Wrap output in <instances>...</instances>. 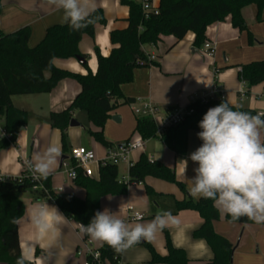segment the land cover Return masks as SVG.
Returning <instances> with one entry per match:
<instances>
[{"label": "crops", "instance_id": "crops-1", "mask_svg": "<svg viewBox=\"0 0 264 264\" xmlns=\"http://www.w3.org/2000/svg\"><path fill=\"white\" fill-rule=\"evenodd\" d=\"M123 0H96V11L103 12L107 21L106 26L97 25L95 37L92 39L84 36L79 43V50L87 55V65L93 74L97 73L98 62L96 48L100 54L108 57L113 49L110 41V32L115 29H125L129 25L130 10L122 4ZM143 3L146 0H133ZM153 6H160V0H151ZM242 16L247 24L246 31H240L232 26L230 17L223 23H217L207 29L208 42L213 45L214 55L208 56L205 50L197 49L194 45L195 35L188 33L181 40L176 41L174 37H163L155 46H145L144 53L155 58L157 65L140 67L135 69L131 83L121 87L125 97L134 99L137 107L144 103L152 102L160 107L161 114L166 115L176 109L188 108L193 102L209 97L216 90V96L225 101L229 98L236 108L249 109L258 115H264V82L252 88H248L239 79L242 66L264 60V11L258 19L257 5L243 8ZM62 11L48 5L44 0H0V37L1 34H12L23 28L31 29L29 46H38L45 38L47 30L55 25H66L61 20ZM250 35L253 37L250 43ZM54 64L57 68L67 72L86 75L88 73L84 64L77 59H56ZM79 83L72 79H64L49 94L16 96L13 97V105L29 113L30 120L23 128L17 138L16 144L11 145L7 151L0 153V173L11 178H19L23 171L28 169L30 153H42L50 145L61 148L62 155L59 158L60 168L64 152L62 149L61 131L52 128L47 122L51 113L65 111L81 92ZM171 109V111H169ZM114 116H120L121 120H113ZM79 123L77 127H69L70 140L69 150L77 147H85L93 151L97 159L102 160L108 154V148L99 150V143L91 138L88 133L81 136L80 131H73L82 127V122L73 114ZM137 117L130 105H123L111 113L104 135L112 144V148L129 142L136 134ZM0 120L2 121L1 117ZM95 131L92 124L88 127ZM87 132V131H86ZM196 131L189 133V147L185 156L177 155L169 149L166 144L158 138L144 140V148L130 153L134 154L136 162L142 154H146L150 161L161 162L175 171L177 180L185 185L189 193L186 178H192L195 173L193 169L197 165L189 159L190 153L198 148L202 141L198 138ZM87 140H86V138ZM141 138L140 135L137 140ZM82 141H86L84 146ZM95 149H97L95 151ZM71 154V153H69ZM67 157L66 159H68ZM65 159V160H66ZM129 159V158H128ZM184 160H187L185 170ZM59 165V163H58ZM57 167L50 173L52 189L60 196H75L80 199L86 198V191L69 180L64 171H56ZM98 173V167H94ZM185 170V171H184ZM129 172V171H128ZM123 177L122 182L129 181ZM145 184L151 186L157 193L164 195L160 200V206L153 207L146 193ZM145 184H131L128 193L124 196H108L101 200L100 211L105 208L113 212L120 211L123 219L129 222L146 223L150 221L157 212L174 210V200H183L184 195L174 184L156 178H147ZM190 195V193H189ZM191 196V195H190ZM141 198H146L147 205H143ZM191 198H193L191 196ZM194 199V198H193ZM199 200V199H194ZM25 212L18 223L19 245L21 252L28 256V262L33 264H85L86 248L100 250L102 243L84 240L80 235L77 223L64 217L62 224L61 247L69 251L67 257L61 255L59 247L46 248L42 239L38 236L34 226L31 224L28 209L34 204L48 203L57 207L53 202L39 199L33 193L26 192L21 196ZM121 206V207H120ZM132 207L134 213L143 216L142 220H131L127 215V209ZM220 212V219L213 223L215 232L226 238L234 247L233 264H264V224L235 223L226 220V215ZM132 213V214H134ZM181 226L176 228H165L170 236L172 245L186 252L189 264H208L214 258V253L205 240L195 239L193 233L203 223L200 214L192 210H184L178 213ZM164 230L157 239L150 242L157 253L167 255V242ZM39 251V253H37ZM151 253L143 247H133L124 253L119 264H150ZM138 257H145L138 259ZM2 264V263H0ZM109 264V263H107Z\"/></svg>", "mask_w": 264, "mask_h": 264}, {"label": "trees", "instance_id": "trees-1", "mask_svg": "<svg viewBox=\"0 0 264 264\" xmlns=\"http://www.w3.org/2000/svg\"><path fill=\"white\" fill-rule=\"evenodd\" d=\"M46 2V0H44ZM151 2V0H146ZM144 3V2H143ZM143 3L133 0H123L122 4L130 10L125 29H115L110 32L113 49L108 57L100 54L96 48L98 62L97 73L93 74L87 65V55L79 50V43L84 36L95 37L96 26H106L107 21L102 11L93 13L94 23L79 30H73L67 24L50 27L43 41L36 47L29 46L31 29L23 28L12 34H1L0 37V117L9 138H0V153L15 145L20 131L29 122L28 112L16 108L12 102L16 96H30L51 93L64 79H72L80 84L81 92L76 96L72 105L65 111L51 113L47 122L54 129L61 131L63 136L62 149L64 157L69 153L67 130L73 114L84 111L89 123L95 131L87 130L88 135L106 148L112 144L105 138L104 129L119 102L123 105H134L136 101L127 98L121 87L131 83L134 71L140 67L157 65L155 60L147 56L143 48L157 45L163 37L172 36L176 41L183 40L188 33L195 35L194 45L202 49L208 42L206 32L210 26L225 22L229 17L232 26L240 31H246L247 24L242 16L243 8L251 5L258 7V19L264 11V0H160L158 15L145 13ZM253 37L250 35V43ZM54 58V59H53ZM81 58L85 61L86 75L67 72L55 66L56 59L68 60ZM50 60L52 64H50ZM239 79L250 89L264 82V60L242 66ZM225 101L219 96L207 103L200 100L193 102L188 108L194 111L185 121L157 135L156 124L147 118H138L136 132L145 141L158 138L177 155L185 156L189 147V133L199 132V121L210 108ZM234 110L246 111L258 115L249 109L234 107ZM171 111V109L169 110ZM264 117V116H263ZM71 152V151H70ZM70 156V154H69ZM67 158V157H66ZM129 183L119 180L118 166L108 164L101 166L95 178L84 177L78 170L75 184L86 191V198L58 195L51 186V178L47 177L43 190H34L36 184L31 180L27 170L23 178L0 184V263L16 264L21 255L19 245L18 223L23 217L25 208L21 201L23 193H33L39 199L53 202L65 218L79 224H87L96 211L100 210L101 200L108 196H124L131 184H145L147 178H156L174 184L183 193V200H174V210L178 213L184 210L196 211L203 219L202 226L193 233L195 239L205 240L214 253L213 260L208 264H233V245L224 237L218 235L213 223L220 219V212L210 199L194 200L187 192L185 185L177 180L173 169L157 161H150L146 154L130 164L128 170ZM146 193L153 207L160 206L164 195L157 193L151 186L145 184ZM226 220L235 223H251L247 217L232 220L226 215ZM16 220L18 222L14 223ZM167 242V255L162 256L150 242L142 241L134 247H143L151 255L150 264H189L184 250L172 245L170 236L164 230ZM84 240L90 238L84 235ZM102 264H119L123 254H117L107 244L99 250ZM39 253V251L37 252ZM91 261V257H87ZM29 264H33L29 262ZM92 264H96L92 262Z\"/></svg>", "mask_w": 264, "mask_h": 264}, {"label": "clouds", "instance_id": "clouds-1", "mask_svg": "<svg viewBox=\"0 0 264 264\" xmlns=\"http://www.w3.org/2000/svg\"><path fill=\"white\" fill-rule=\"evenodd\" d=\"M46 3L62 11V23L73 30L94 23L96 0H46ZM198 127L201 130L197 136L202 143L189 156L197 167L193 169L195 175L186 178L190 195L194 199L212 200L219 211L234 221L247 217L257 225L264 224V117L234 110L228 98L210 107ZM61 155L60 147L50 145L42 153L33 154L29 167L38 179L47 178ZM184 164L186 170L187 160ZM141 199L146 207V198ZM28 215L45 247H59L61 255L67 257L69 251L61 247L64 215L58 208L36 203L28 209ZM180 226L179 216L170 211L157 212L150 221L141 223L126 221L120 211L108 208L96 211L87 224L76 225L81 236L107 244L117 254L126 253L142 241L153 242L165 228ZM16 264H29L23 251Z\"/></svg>", "mask_w": 264, "mask_h": 264}, {"label": "built area", "instance_id": "built-area-1", "mask_svg": "<svg viewBox=\"0 0 264 264\" xmlns=\"http://www.w3.org/2000/svg\"><path fill=\"white\" fill-rule=\"evenodd\" d=\"M143 10L145 13H152L154 15H158L160 12V6H153L151 2L145 1L143 3ZM203 49L205 50V53L208 56L214 55L215 49L213 45H211L209 42H207ZM151 60H155L154 57H150ZM217 94V91L215 90L211 96L202 97L198 100H200L202 103H207L215 98ZM264 95V93H263ZM133 112L135 115L139 118H147L152 120L156 126H157V135L162 136L164 131L170 127L177 126L182 124L187 116H190L194 113L193 110L190 108H180L176 109L166 115L161 114L160 107L153 104L152 102L144 103L141 107H137L135 105H132ZM262 117L263 114H259ZM0 138H9V135L4 129L3 121L0 120ZM144 148V139L139 138L138 140H135L134 142H127L124 145L109 148L107 156L99 160L97 159L96 154L88 150L85 147H77L73 148L71 150V154L68 159L63 160L61 163V171H64L65 174H67L70 181L75 182L78 178V170L82 171V174L84 177L88 178H95L96 176V170L94 167H98L100 169L101 166H106L108 164L119 166L121 161L128 160L130 153L135 150H140ZM28 169H26L31 177V180L36 184L34 187V190H43L45 193H48L47 188H45V185H43V181L46 178H37V175L35 174L34 170L27 166ZM23 175L19 177V179H22ZM16 178L7 177L0 173V184L4 182H10ZM125 184H128L129 181H124ZM134 209L132 207H129L127 209V215L131 220H142L143 216L137 213H134ZM139 218V219H138ZM86 262L85 264H92V262L96 264H102L101 263V253L99 250H92L91 247H87L86 251ZM87 257H91V261L87 260Z\"/></svg>", "mask_w": 264, "mask_h": 264}, {"label": "rangeland", "instance_id": "rangeland-1", "mask_svg": "<svg viewBox=\"0 0 264 264\" xmlns=\"http://www.w3.org/2000/svg\"><path fill=\"white\" fill-rule=\"evenodd\" d=\"M76 116L77 118L79 119L80 122H82V127H79L77 129H72L73 131L77 132V131H80L81 132V136H86L87 134V130H88V127L90 126V121H88V118H87V114L84 112V111H81V110H78L76 111ZM74 118V117H73ZM67 137H68V142L70 140V137H69V129L67 130ZM139 137V134L136 132V134L132 137V139L130 140L131 142H134L135 140H137V138ZM86 138V137H85ZM106 138V137H105ZM87 140V138H86ZM83 145L85 146L86 145V141H82ZM16 145H19V144H16ZM10 148V147H9ZM9 148L3 150V151H7ZM97 149H95L96 151ZM99 150L103 151L105 150V147L103 145H99ZM190 150V148H188V151ZM30 153V160H32V157H33V152H29ZM70 153V151H69ZM69 153H67L65 156L66 157H69ZM134 154L131 155V157H129L128 160H124V161H121L120 165L118 166V169H119V180L122 181L123 180V177L127 178V172H128V164L131 160H134ZM60 168V162H59V165H58V168H57V172L61 169ZM60 172V171H59Z\"/></svg>", "mask_w": 264, "mask_h": 264}, {"label": "water", "instance_id": "water-1", "mask_svg": "<svg viewBox=\"0 0 264 264\" xmlns=\"http://www.w3.org/2000/svg\"><path fill=\"white\" fill-rule=\"evenodd\" d=\"M81 64H84L85 63V61L83 60V59H81V58H76ZM113 120H114V122L115 121H120L121 120V118H120V116H114L113 117ZM70 126L71 127H77V126H79V123L75 120V119H73L72 121H71V124H70ZM66 158H63L62 159V161L63 160H65Z\"/></svg>", "mask_w": 264, "mask_h": 264}]
</instances>
